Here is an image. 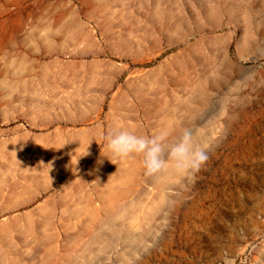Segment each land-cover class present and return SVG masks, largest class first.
<instances>
[{
    "label": "rangeland",
    "instance_id": "rangeland-1",
    "mask_svg": "<svg viewBox=\"0 0 264 264\" xmlns=\"http://www.w3.org/2000/svg\"><path fill=\"white\" fill-rule=\"evenodd\" d=\"M100 57L141 67L112 117L163 136L159 175L39 129L50 70ZM0 264H264V0H0Z\"/></svg>",
    "mask_w": 264,
    "mask_h": 264
},
{
    "label": "crops",
    "instance_id": "crops-1",
    "mask_svg": "<svg viewBox=\"0 0 264 264\" xmlns=\"http://www.w3.org/2000/svg\"><path fill=\"white\" fill-rule=\"evenodd\" d=\"M60 63L74 68L50 70V99L47 101L50 121L41 123L39 129L54 131L61 127L79 138L85 145V153L96 155L107 146L105 137L115 133L116 123L112 114L119 109V104L136 97L139 78L137 86L134 75L141 67L134 60L109 57L94 58L87 66L78 62ZM92 99L96 103L90 106L89 100ZM117 123L120 125L122 122ZM37 125L27 116V127ZM64 191L66 189L63 188L58 194L64 195ZM17 194L14 189V204L18 202Z\"/></svg>",
    "mask_w": 264,
    "mask_h": 264
},
{
    "label": "clouds",
    "instance_id": "clouds-1",
    "mask_svg": "<svg viewBox=\"0 0 264 264\" xmlns=\"http://www.w3.org/2000/svg\"><path fill=\"white\" fill-rule=\"evenodd\" d=\"M105 139L107 147L117 158L124 159L133 154L143 156L146 175H159L167 167L163 136L141 137L121 130L107 135ZM168 155L176 161L178 167H191L194 170H199L208 159L204 150L193 149L191 133L187 131L183 134L181 142L172 148Z\"/></svg>",
    "mask_w": 264,
    "mask_h": 264
},
{
    "label": "trees",
    "instance_id": "trees-1",
    "mask_svg": "<svg viewBox=\"0 0 264 264\" xmlns=\"http://www.w3.org/2000/svg\"><path fill=\"white\" fill-rule=\"evenodd\" d=\"M234 47H235V44L233 43V44H232V50H234ZM162 58H163V57H160V58H158L156 61L147 64V67L154 66V65L157 64Z\"/></svg>",
    "mask_w": 264,
    "mask_h": 264
},
{
    "label": "bare ground",
    "instance_id": "bare-ground-1",
    "mask_svg": "<svg viewBox=\"0 0 264 264\" xmlns=\"http://www.w3.org/2000/svg\"><path fill=\"white\" fill-rule=\"evenodd\" d=\"M248 128V127H247ZM241 136V135H240ZM240 138V137H239Z\"/></svg>",
    "mask_w": 264,
    "mask_h": 264
}]
</instances>
